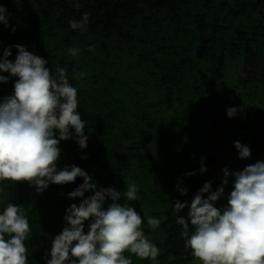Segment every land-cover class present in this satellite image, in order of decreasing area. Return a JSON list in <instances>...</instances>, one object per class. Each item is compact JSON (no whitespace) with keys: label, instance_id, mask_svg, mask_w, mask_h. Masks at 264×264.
Segmentation results:
<instances>
[{"label":"trees","instance_id":"obj_1","mask_svg":"<svg viewBox=\"0 0 264 264\" xmlns=\"http://www.w3.org/2000/svg\"><path fill=\"white\" fill-rule=\"evenodd\" d=\"M0 5L10 26L0 24V58L10 49L14 62L15 46H24L45 59L53 75L63 67L77 88L87 148L81 150L74 136L61 141L58 170L77 166L98 189L122 192L135 183L137 199L122 197L120 203L141 215V227L160 254L156 261L124 255L132 264H190L194 257L177 223L178 215L187 219L188 208L177 214L173 205L190 206L206 182L214 185L219 146L212 137L243 139L252 159L264 154V117L238 112L228 118L225 102L228 85L264 100V77L225 79L227 67L243 58L264 61V0H0ZM85 13L87 30L71 29L69 22ZM70 48H79V55L71 56ZM14 83L11 78L0 84V100L12 94ZM82 183L77 177L42 193L23 181L0 183V211L19 205L29 221L28 264H46L52 240L66 226V210L92 194L68 198ZM147 217L159 219V227L147 225Z\"/></svg>","mask_w":264,"mask_h":264},{"label":"clouds","instance_id":"obj_2","mask_svg":"<svg viewBox=\"0 0 264 264\" xmlns=\"http://www.w3.org/2000/svg\"><path fill=\"white\" fill-rule=\"evenodd\" d=\"M8 16L0 5V24L5 27H10ZM88 20L85 13L69 24L73 30L86 31ZM15 48L14 62L9 60L10 49L0 58V84L15 78L12 94L0 100V183L23 181L42 193L50 184L65 185L79 177L83 183L68 198L81 199L92 193L66 210V226L52 240L46 264H132L125 252L156 261L160 250L145 235L141 215L120 203L122 197L137 199L135 183L122 192L111 187L98 189L77 166L58 170L61 141L74 136L81 150L87 148L85 122L77 111V88L69 83L63 67L53 75L45 59L24 46ZM68 51L73 57L80 53L79 48ZM238 112L243 108L230 107L226 116L234 118ZM234 148L239 159L250 157L248 146L237 141ZM199 171L202 174L206 168L202 165ZM222 172L221 186L215 191L211 182H206L190 206L179 201L173 205L177 214L188 208L187 219L179 215L177 219L185 248L198 264H264V161L239 172L230 173L227 168ZM230 175L232 190L226 204L218 208L216 202L225 199ZM178 190L181 195L187 192ZM107 201L110 203L105 206ZM85 222H89L87 234ZM147 225L156 229L160 220L150 217ZM29 233V221L21 207L7 204L0 211V264H28L25 241Z\"/></svg>","mask_w":264,"mask_h":264},{"label":"rangeland","instance_id":"obj_3","mask_svg":"<svg viewBox=\"0 0 264 264\" xmlns=\"http://www.w3.org/2000/svg\"><path fill=\"white\" fill-rule=\"evenodd\" d=\"M239 65V71L243 75H248L250 77H253L255 79L260 78L261 76H264V64L259 58H254L248 60L247 58H243ZM233 66H228L225 72V79L226 81H229L230 83L234 82V73H233ZM253 86H257L256 83L253 84ZM228 91L230 92L227 96L225 102L230 107H239L238 103L235 101L234 96L237 95V92L234 89H231V86L228 85ZM241 93V91H239ZM242 97L244 101L248 104L264 107V100H261L258 96L251 97L247 96L245 92L242 93ZM215 145H218L219 148L215 152L216 156L218 158L217 161V170L218 165L220 166V170L224 168H227L230 173L232 172H239L242 171L246 166L254 165L257 161H264V154L263 156H260L259 158L252 159L248 158L246 160H241L238 158V151L234 148V142H240L242 145H244L243 139H237L236 141H233L231 136H226L223 133H217L215 134L211 139ZM223 179V173H217L215 175V183L212 185V191H215L217 188L221 186V182ZM233 178L231 175L228 178V184L225 187V199L218 200L216 202V207L220 208L223 207L226 204V197L232 190V184H233ZM149 217H147L148 220ZM145 227H147L146 224H144ZM190 264H198L197 260L194 258Z\"/></svg>","mask_w":264,"mask_h":264},{"label":"water","instance_id":"obj_4","mask_svg":"<svg viewBox=\"0 0 264 264\" xmlns=\"http://www.w3.org/2000/svg\"><path fill=\"white\" fill-rule=\"evenodd\" d=\"M239 65V63L234 64V83H236V80L240 76L238 71ZM237 103L240 108H243V114L252 118L264 117V108L246 103L240 92L237 93Z\"/></svg>","mask_w":264,"mask_h":264},{"label":"flooded vegetation","instance_id":"obj_5","mask_svg":"<svg viewBox=\"0 0 264 264\" xmlns=\"http://www.w3.org/2000/svg\"><path fill=\"white\" fill-rule=\"evenodd\" d=\"M260 59V58H259ZM261 60V59H260ZM262 61V63L264 64V61L263 60H261ZM236 64V63H235ZM240 64V63H239ZM233 68H234V66H233ZM238 71H239V68H238ZM233 73H234V71H233ZM239 74H240V76L238 77V79L237 80H240V79H244V78H246V77H250V76H248V75H243V74H241L240 73V71H239ZM262 77H264V76H261L260 78H262ZM235 78V77H234ZM253 78V77H252ZM260 78H258V79H260ZM257 79V80H258ZM239 92V91H238ZM237 92V93H238ZM236 98H237V95L235 96ZM236 102H237V100H235ZM255 106V105H254ZM229 108H230V106H228ZM261 108H264V107H261Z\"/></svg>","mask_w":264,"mask_h":264},{"label":"crops","instance_id":"obj_6","mask_svg":"<svg viewBox=\"0 0 264 264\" xmlns=\"http://www.w3.org/2000/svg\"><path fill=\"white\" fill-rule=\"evenodd\" d=\"M261 156H263V154L261 155ZM217 161H218V158H217ZM220 166L218 165V170H217V173H223V172H221V170H220V168H219Z\"/></svg>","mask_w":264,"mask_h":264}]
</instances>
